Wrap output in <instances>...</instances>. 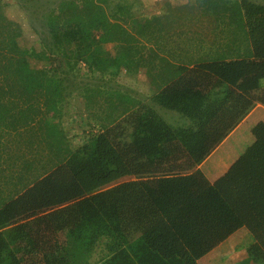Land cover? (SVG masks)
I'll use <instances>...</instances> for the list:
<instances>
[{"label":"trees","instance_id":"16d2710c","mask_svg":"<svg viewBox=\"0 0 264 264\" xmlns=\"http://www.w3.org/2000/svg\"><path fill=\"white\" fill-rule=\"evenodd\" d=\"M47 1L17 2L49 62L40 78L27 72L34 53L0 0V196L15 194L0 206V264H90L99 245L94 264H199L242 227L254 237L249 264H264V121L217 179L198 168L264 106V3L240 0L237 14L209 0L219 26L208 22V39L222 41L220 52L172 64L164 77L146 49L158 17L139 22L125 0ZM107 44L112 56L99 48ZM120 65L152 75L156 91L147 102L117 103L111 121L86 103L99 127L88 120L81 142H70L62 101L72 78L81 67L106 76ZM156 106L180 119L169 123Z\"/></svg>","mask_w":264,"mask_h":264},{"label":"rangeland","instance_id":"374dc122","mask_svg":"<svg viewBox=\"0 0 264 264\" xmlns=\"http://www.w3.org/2000/svg\"><path fill=\"white\" fill-rule=\"evenodd\" d=\"M27 1V0H8V4L4 5L3 14L9 19H12L18 22L23 31V37L20 44L28 48L34 53L33 56H29L25 59V68L30 74H35L36 76H42L46 73L49 68V62L46 58V53L43 49V45L40 40V36L32 27V24L28 16L24 11L19 7L17 2ZM47 3V0H41ZM51 1V0H49ZM127 1V0H125ZM209 0H177L171 4L175 9L168 14V32L172 33L174 36V52L173 55H170L168 59L163 57H158V60L162 61L171 60V63L165 64L159 70L158 66L155 68L153 64V70L157 75L163 74L164 77H169V74H164L165 69L172 72L171 68L173 65H178L182 61H188V59H210L212 56H208L210 53L214 54L218 51L216 44L211 42V34L206 35L207 31L213 32L212 26L208 27V22L213 21L216 14L215 7L213 3H209ZM224 3H228L229 10H235L236 13H239V2L240 0H222ZM257 3H264V0H252ZM129 6L132 3L133 10L132 16L138 21L143 20L146 16H149L152 13H156L159 9L158 4L155 0H128ZM172 8V9H173ZM216 24V21H213ZM36 24V23H35ZM36 26H38L36 24ZM215 26H219L217 23ZM221 28V23L220 27ZM239 30V34L241 29ZM180 32L179 34L176 32ZM217 31V30H214ZM166 38L161 34V38ZM218 38V35H217ZM232 42H230V45ZM115 45L107 44L100 46V50L103 55H113L115 50ZM14 50L18 51V45L15 44ZM186 53V55L178 56V54ZM245 55V54H244ZM149 52L145 54V58H148ZM246 56V55H245ZM242 56V57H245ZM181 58V59H180ZM182 60V61H181ZM171 64V65H170ZM173 64V65H172ZM78 69V68H77ZM112 71H115L114 74H91L85 67H81L80 71L78 69L79 75H76L72 78L71 85V94L67 96V92H64V99L62 101L63 112L72 115L70 120H67L68 124H65L66 127H70L74 131L72 138L74 137V143H78V136H82L84 129H86V121L88 120L99 127V124L96 123L91 115L84 116L86 114V103L94 102L91 110L98 115H110L108 116V121H111L112 115L121 113V108L116 111L115 105L120 103L127 107L128 105L138 104L139 102L148 101V96L145 94L138 93L136 91L137 87H140V81H137V73L132 72L135 69L134 66L127 68L125 66H112ZM145 71V70H143ZM38 74V75H37ZM146 76L151 78L152 75L149 73H144ZM144 77V75H142ZM152 79V78H151ZM143 80V79H142ZM146 80V78H144ZM149 84V83H148ZM147 84V85H148ZM260 86L264 87V77L260 79ZM98 85L99 87H94ZM136 88V89H135ZM154 88V90H153ZM151 88V92H155L156 88ZM150 94V93H149ZM145 95V96H144ZM85 99V100H84ZM89 102H87V101ZM157 112L164 117L166 121L173 124V122H178L180 119L179 115L176 112L168 111L160 107H155ZM112 112H114L112 114ZM69 118V117H68ZM106 119V117H104ZM253 120V118H251ZM107 122V120H104ZM90 127V125L88 126ZM94 127V132L97 131V128ZM82 133V134H81ZM85 137V135H84ZM253 141V136L251 135L250 130L245 132V136L240 142L239 146L236 148L237 151H243L251 142ZM15 194H10L9 191H6L0 196V206L7 202L9 199H12ZM254 242L253 235L245 228L242 227L226 240L221 242L219 245L214 247L209 253L204 255L198 260L199 264H249L250 258L247 254V247ZM103 245H99L95 248L94 252L90 257V264H94L98 261L102 254L104 253Z\"/></svg>","mask_w":264,"mask_h":264},{"label":"crops","instance_id":"0c3cea01","mask_svg":"<svg viewBox=\"0 0 264 264\" xmlns=\"http://www.w3.org/2000/svg\"><path fill=\"white\" fill-rule=\"evenodd\" d=\"M128 1V0H127ZM126 1V2H127ZM177 0H155V2L158 4L159 9L156 11V13H152L149 16H146L143 20L139 22H144L145 19L149 17H158L159 18V26H154L155 28H158L157 33V40L151 42V44L146 45V49L148 47H151L152 49V56H153V63L154 67L156 68L158 66L159 70L162 66L165 64L171 63L172 59L161 62V59L158 60V57H163L164 59H168L170 55H173L174 52V36L172 33H166L168 32V14L171 13V11H174L175 9L171 6L173 2ZM128 2V6H129ZM129 10L132 9V3L130 7H127ZM173 8V9H172ZM133 10H130L132 12ZM133 13V12H132ZM131 13V14H132ZM139 20V19H137ZM179 34L180 32H176ZM161 34L163 36H166V38H161ZM211 34L207 31L206 35ZM160 36V38H159ZM173 40V41H172ZM218 42H222L221 40H215L214 43L217 45ZM233 42L238 43V40H232ZM222 44V43H221ZM218 49V48H217ZM218 52H220V49H218ZM186 55V53L178 54V56ZM160 57V58H161ZM171 65V64H170ZM144 73H147L146 71L140 70L137 73V81H140L141 85L140 87H137L136 91L141 94H145L149 97V93H151V86L150 83L152 79L149 76H146ZM144 75V77H142ZM146 78V80H144ZM143 79V80H142ZM149 83V84H148ZM148 84V85H147ZM145 96V95H144ZM86 116V114H83ZM71 114H65L62 120V124L65 127L68 139L70 142L73 141L74 137L72 138V135H75L74 133H70L71 131H74L70 127H66L65 124L67 123V120L71 119ZM69 117V118H68ZM253 118V120H251ZM258 121H264V106L261 104H256L251 111L244 117V119L228 134V136L208 155V157L202 161L198 168L205 174V176L208 178L209 181H214L217 179L220 175H222L227 168L231 165V163L244 151H237L236 149L240 142L242 141L243 137L245 136V132L248 130H251L252 126L257 123ZM87 122V121H86ZM86 130L88 129V125L85 126ZM82 134V133H81ZM78 143L81 142L82 138L81 136H78ZM236 232V231H235ZM232 235V234H231ZM230 235V236H231Z\"/></svg>","mask_w":264,"mask_h":264}]
</instances>
